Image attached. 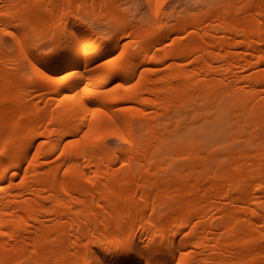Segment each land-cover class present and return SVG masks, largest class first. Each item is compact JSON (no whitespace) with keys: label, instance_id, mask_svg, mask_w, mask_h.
Segmentation results:
<instances>
[{"label":"bare ground","instance_id":"1","mask_svg":"<svg viewBox=\"0 0 264 264\" xmlns=\"http://www.w3.org/2000/svg\"><path fill=\"white\" fill-rule=\"evenodd\" d=\"M166 1L0 0V264H264V0Z\"/></svg>","mask_w":264,"mask_h":264},{"label":"rangeland","instance_id":"2","mask_svg":"<svg viewBox=\"0 0 264 264\" xmlns=\"http://www.w3.org/2000/svg\"><path fill=\"white\" fill-rule=\"evenodd\" d=\"M180 0H168V1H166L165 2V4H166V6L168 7V8H166V6H165V8L166 9H170L169 8V6L172 4V5H177L178 4V2H179ZM122 2H123V5H124V7H130L129 9L132 11L133 10V12H134V10L137 8V16L139 17H145V18H148L149 16H150V14H149V10H148V7H147V5L145 4V2H144V0H122ZM181 2H184V0H181ZM171 7V6H170ZM136 11V10H135ZM97 22H99V21H97ZM97 22H95L96 24H97ZM93 24V26L95 27L96 26V24ZM102 24H103V22H101ZM100 23V24H101ZM100 24H98V26L100 25ZM101 24V25H102ZM104 25V24H103ZM102 25V26H103ZM98 26H96V27H98ZM100 26V29L98 28V32L100 33H102V32H104V34H102L101 35V33H100V36H102V37H105L106 35L105 34H107V33H105L106 31V29L104 28L105 26ZM101 27L102 28H104V30H101ZM97 29V28H96ZM116 143V141L115 140H113L112 139V144L111 145H114Z\"/></svg>","mask_w":264,"mask_h":264},{"label":"snow or ice","instance_id":"3","mask_svg":"<svg viewBox=\"0 0 264 264\" xmlns=\"http://www.w3.org/2000/svg\"><path fill=\"white\" fill-rule=\"evenodd\" d=\"M64 79H67V77H64ZM58 82L62 83L63 81L61 80V81H58ZM125 143H127V141H125Z\"/></svg>","mask_w":264,"mask_h":264}]
</instances>
